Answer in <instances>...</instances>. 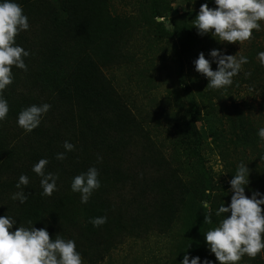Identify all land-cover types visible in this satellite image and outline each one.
Here are the masks:
<instances>
[{
    "label": "rangeland",
    "instance_id": "374dc122",
    "mask_svg": "<svg viewBox=\"0 0 264 264\" xmlns=\"http://www.w3.org/2000/svg\"><path fill=\"white\" fill-rule=\"evenodd\" d=\"M94 1L99 2V20L110 18L106 33L92 18L85 30L80 25L85 12L75 17L71 8L66 13L59 0H16L29 28L16 35L15 43L29 55L23 58L26 70L12 66L13 81L2 93L9 112L0 121V180L19 171L28 176L29 187L37 179L32 166L46 158V169L57 177L56 194L67 195V218L90 217L101 204L113 212L114 238L101 249L97 263L91 262L92 248L76 244L83 264H180L185 252L218 264L206 248L204 233L222 217L199 227L197 208L216 211L230 203L228 181L240 163L250 170L245 195L264 193V140L257 135L264 127V67L257 59L264 51V21L241 45L221 43L208 34L198 35L192 25L200 5L215 7L213 0ZM173 18L189 29L188 35L173 31ZM214 48L248 58L232 85L222 90L208 89V80L192 64L200 52L210 59L208 52ZM54 49L64 55L58 61L66 69L75 57L89 56L97 64V74L109 86L105 94L110 95L104 107H98L97 120L84 119L81 105L49 85L48 67L58 64L52 60ZM211 67L215 70V63ZM43 103L51 107L37 128L26 133L17 126L21 110ZM123 107L127 125H122ZM64 141H73L74 149L65 152ZM59 152L65 153L61 163L56 160ZM81 152L92 154L89 162L83 158L75 165L66 160ZM93 166L103 177L107 173L112 178L119 169L128 179L122 187L106 185L107 192L101 185L82 204L80 194L71 191V181ZM202 169L212 182L207 194L203 191L206 197L199 193L205 180ZM168 187L175 212L161 222L157 217L165 212ZM20 190L0 187V215L8 212L6 204L17 207L19 202L11 197ZM261 208L264 214V205ZM237 264H264V250L255 258L244 255Z\"/></svg>",
    "mask_w": 264,
    "mask_h": 264
},
{
    "label": "clouds",
    "instance_id": "9594fccd",
    "mask_svg": "<svg viewBox=\"0 0 264 264\" xmlns=\"http://www.w3.org/2000/svg\"><path fill=\"white\" fill-rule=\"evenodd\" d=\"M189 2L195 3V0ZM213 4L215 7L202 3L192 20L198 35L208 34L217 42H239L241 45L251 39L253 30H261L264 0H213ZM28 28V18L16 0H0V121L9 112L7 100L2 93L13 81L12 66L23 70L27 68L23 58L29 52L15 43V37ZM208 57L210 59H206L204 52H200L192 64L194 70L208 80L206 87L212 90H222L232 85L233 77L248 62L246 56L237 58L216 48L208 52ZM257 59L264 67V51L257 53ZM211 63H215V70ZM50 107L48 103H43L24 108L17 115V126L26 133L31 132L40 125L42 116ZM257 135L264 140V127L257 130ZM63 148L65 152L72 151L74 145L64 141ZM56 158L63 160L65 153H57ZM47 164L48 160L41 158L32 166V171L41 177L42 196H51L57 190V177L51 172H45ZM249 171L246 164L237 165L235 174L228 181L232 193L230 203L227 206L221 204L217 208L215 215L222 218L217 226L204 233L206 248L214 254L218 264H237L244 255L255 258L264 250V214L261 208L264 205V193L255 190L250 196L245 195V187L250 183ZM98 175V169L93 166L73 177L70 188L72 192L80 194L82 204L87 203L92 192L100 187ZM28 184V176L21 174L15 185L21 190L13 193L11 198L21 204L25 203L28 197L21 186ZM208 207V203L203 202V208ZM106 221V216L89 220L93 227H99ZM203 223L212 224L210 213L204 216ZM16 224L17 219L0 215V264H83L74 240H65L59 236L50 239L46 228H36L31 221L29 227L19 226L11 230ZM180 264H213V261L196 255L190 258V253L185 252Z\"/></svg>",
    "mask_w": 264,
    "mask_h": 264
},
{
    "label": "trees",
    "instance_id": "16d2710c",
    "mask_svg": "<svg viewBox=\"0 0 264 264\" xmlns=\"http://www.w3.org/2000/svg\"><path fill=\"white\" fill-rule=\"evenodd\" d=\"M61 6H63L62 10L66 13H69L70 9L72 8L74 10V16H79L81 12H85L82 15V21L80 22V25L84 27L85 30L88 31V28L86 27L88 23H90L92 18L93 20H98V23L96 25H100L104 27V31L106 33L110 18L107 20H99V13L97 12V6H99V2L94 0H59ZM83 5L84 7H80V5ZM79 12V13H78ZM112 21V19H111ZM84 23V25H83ZM172 25H173V31L174 32H186V35H188L187 30H189L184 24H182L178 19L173 18L172 19ZM96 29V28H95ZM95 29H92L91 32H94ZM102 31V30H101ZM90 32V30H89ZM103 33V32H102ZM192 38V35H189ZM113 42V40H111ZM110 41V42H111ZM189 41V40H187ZM109 42V40H108ZM108 42L107 47L110 45ZM53 56L52 60L57 61V66H53V69L50 70L48 67L49 75L46 74L45 78L49 81V85H51L52 88L55 89L56 93L63 97L64 99H69L72 101H75L76 104L81 105V113L84 117V119L87 120H97L98 118V109L101 107H104L105 101L109 94L107 93V89L109 88L108 84L104 79L101 78L99 74H97L98 68L97 64L93 59H91L89 56L86 57H75L70 61L69 68H64V64L58 59H62L64 56L63 54L60 55L58 52V49L53 50ZM51 60V62H52ZM50 62V63H51ZM51 75V76H50ZM99 107V108H98ZM123 109H119L121 113V120H125L122 125L128 124L127 116L124 115V113H127L126 111H122ZM118 110V111H119ZM191 117V116H189ZM190 120H194L191 118ZM54 135L52 136V138ZM186 138L189 137V135L185 136ZM73 141H70V143ZM83 153V152H81ZM87 154V155H84ZM92 154H89V152L83 153L81 155H72L69 158H66L67 161H70L77 165L81 159L85 158L86 162H89V158ZM61 163L62 160L56 159ZM203 176L205 177L204 180V187L199 192L203 195V197H206V195L203 193V191L211 189V179L208 176L207 172L202 169ZM45 172H48L45 166ZM84 172V171H83ZM22 173L19 171H11L9 172V175L5 177L2 181L0 180V187L6 188L7 190H12L15 188L16 182L19 178V176ZM12 175H15L16 177H11ZM40 179L41 177L37 176L36 181L33 182L32 185L29 187L21 186L27 195V200L25 203L21 204L18 203L16 208L8 207L6 204V208L8 209V212L6 214L10 215L11 217L17 219V224L23 227H29V221L34 224L33 226L36 228H46L49 232L50 239H55L57 236L63 238L66 240L65 236H67V239L76 240L75 244L80 247L85 246L87 251H91L90 248H92L91 255V262L97 263V260L99 259V254L101 249L107 245L109 247V241L114 238V234L112 231V224L110 221H114V216L111 217L113 212L107 208L106 205H100L98 206L95 214H90V217H81L78 221H75L71 217L67 218V213H69V208L64 206V199L65 198L59 196L56 194V191L53 192L51 196H42V188L40 187ZM98 179L100 181V190L102 192H107L106 185H117L119 184L120 187H122L126 180L128 179V175L125 172H122V170H116L115 175L111 178L106 175L103 177V175L99 174ZM111 180L110 184H107ZM162 182V181H160ZM165 184L164 182H162ZM29 185V184H28ZM168 196L166 197V209L164 214L158 216L157 218L160 219L161 222L165 221L167 219V214L175 212L172 208L173 205L170 203L172 200L170 194L172 192V189L170 187L167 188ZM196 192V193H197ZM150 196V195H146ZM99 198H103L102 195L98 194ZM142 199V198H141ZM96 203V202H94ZM93 203V204H94ZM99 204V203H98ZM102 206V207H101ZM197 215L196 218L198 219L199 227H203L205 224L204 216L208 213L211 214L212 222H216L218 217L215 215L216 211L211 210H202L197 208ZM2 212V211H1ZM0 212V213H1ZM107 213V215H106ZM5 214V215H6ZM100 216H106L107 221L103 225L99 227H93V225L89 222L90 218L94 217H100ZM81 219L84 221H87V225L85 227L82 226L84 222H81ZM74 228V229H73ZM122 230V228H121ZM11 231V230H10ZM75 235V236H73ZM80 236H83L84 239L82 241H79L81 238Z\"/></svg>",
    "mask_w": 264,
    "mask_h": 264
}]
</instances>
